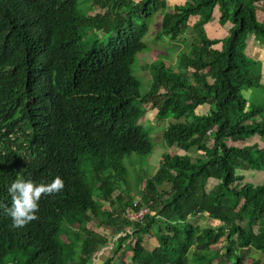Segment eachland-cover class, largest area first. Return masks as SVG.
Instances as JSON below:
<instances>
[{"label":"trees","instance_id":"16d2710c","mask_svg":"<svg viewBox=\"0 0 264 264\" xmlns=\"http://www.w3.org/2000/svg\"><path fill=\"white\" fill-rule=\"evenodd\" d=\"M89 6L82 15L79 0H0V204L10 205L7 189L18 177L64 181L23 228H12L0 209V264H124L128 256L131 264H240L242 252L264 256V181L253 185L237 174L264 173V148L228 146L233 139L264 144L262 109L242 94L262 86L246 48L250 37L264 44V0ZM216 11L228 28L224 40L205 30ZM157 13L158 39L193 34L197 42L185 45L175 68L150 65L151 86L142 94L132 67ZM142 105L170 121L162 141L175 152L164 153L156 174L144 179L141 201L118 195L123 214L146 210L144 219L126 218L115 229L124 237L103 238L88 225L101 218L117 225L101 203L113 204L117 183L126 181L124 160L155 150L140 125L148 110ZM86 157L96 160L94 187L82 170ZM211 180L217 185L208 192ZM202 217L217 227L194 225ZM66 227L72 231L64 243Z\"/></svg>","mask_w":264,"mask_h":264},{"label":"rangeland","instance_id":"374dc122","mask_svg":"<svg viewBox=\"0 0 264 264\" xmlns=\"http://www.w3.org/2000/svg\"><path fill=\"white\" fill-rule=\"evenodd\" d=\"M170 4H177V5H183L184 0H169ZM90 0H79V10L82 13V15H86L89 6ZM220 18L219 13H217L215 17V21L212 23L214 27L208 28V32L210 35L208 36L210 39L215 40H222L224 37L227 36L228 32L227 29L222 28L220 25H218V21ZM258 20H262V15L259 13ZM160 23L161 18L159 16V13H157L156 16H154L147 24L149 31L147 35L144 38V42L147 45V49L138 54L137 60L132 67L133 75L134 77L139 80L142 84L141 86V93L145 94L147 91H149L152 77L150 72V65L162 61L166 65L171 66L172 68H175L179 64V56L182 54V52L186 51L188 48H186V44H192L197 42V37H195L193 34H189L186 37L178 40L177 42H172L169 39H162L159 38L157 34L160 31ZM184 40V41H183ZM186 42V43H185ZM216 48H219V50L222 47V44H219L215 46ZM188 51V50H187ZM264 51V49H262ZM248 56H250V51L247 52ZM263 54V53H262ZM250 57H253V54H251ZM182 58V57H181ZM255 61H258L257 66V72L258 75L261 76L260 84L261 87L257 89L252 90H246L243 91V95L245 98L250 100L249 102L254 105H258L262 109V118H264V54L262 55V59H253ZM249 95H247V93ZM138 102H135V105H138ZM143 109H148L146 112V115L141 120L140 125L143 126V128L149 133L151 137L152 144L155 148L153 154H151L148 157H143L139 155H133L131 159L126 158L123 162L125 168H127V176L126 181H119L118 187L112 194V200L113 204L110 203H101L103 210L109 211L111 209L113 219L117 223V225L112 224L111 226H106L103 223V219L100 220L102 223H100L99 220L92 221L88 225L89 231L96 234L97 236L103 237V238H111L116 237V239H119L121 237H124L122 234H118L115 231V229L121 225L123 221H125L126 218L133 220V217H136L137 214L135 212L130 211V215L127 214V212H121V208L118 205V202L116 201L118 198V195L121 194L122 198L128 201L130 198L133 200L134 203H138L141 201L143 188H144V179H146L148 176H153L156 174L159 165L162 162L163 154L166 152H175L173 150H169L166 148L165 143L162 141V133L165 130L166 124L170 121H160L157 118V111L150 109L146 105L141 106ZM209 106L203 108L200 110L201 114H208ZM199 112V111H198ZM228 146L230 147H236V148H243V147H249L250 149H254L256 147H263L264 144L260 143L258 140H250V141H243L242 139H233L228 143ZM182 155V154H181ZM196 152H193V157H196ZM199 155V154H198ZM96 162L95 159H90L89 157H86L83 160L82 170L83 173L86 176V181L94 187V172H93V163ZM241 169V168H239ZM237 174L242 175L244 178V182L253 184V185H260L264 181V173L257 172V171H251L246 168H242L241 170H237ZM217 185V181L211 180L207 184V191H211L215 186ZM122 188H126V191H122ZM94 197L95 200H97L98 191L94 188ZM143 217L142 219L135 220L136 222L142 221L144 219L145 214H147L148 211H142ZM133 216V217H132ZM194 225L200 227L201 229L206 228H215L217 227V223L211 221L207 217H202L198 220L193 221ZM123 228V227H122ZM68 230H71L70 228H65L64 232L62 234V242L66 243V235H70V232ZM72 231V230H71ZM65 237V238H64ZM70 237V236H68ZM85 237L83 234H80L79 240H83ZM73 239H75L73 237ZM115 239V241H116ZM155 244H151L150 247H154ZM126 250V248H124ZM102 253V252H101ZM99 254L98 256H100ZM241 257L243 262L240 264H252L255 261H259L261 264H264V256H261L257 253H252L249 255H246L244 252L241 253ZM124 264H131L130 257L125 258ZM218 262L214 263L217 264ZM9 264H14V262L10 259Z\"/></svg>","mask_w":264,"mask_h":264},{"label":"clouds","instance_id":"9594fccd","mask_svg":"<svg viewBox=\"0 0 264 264\" xmlns=\"http://www.w3.org/2000/svg\"><path fill=\"white\" fill-rule=\"evenodd\" d=\"M63 189L64 181L60 176L54 177L49 183L39 184L31 179L18 177L7 189L11 197L10 205L0 204V209L11 219L12 228H23L38 219L36 213L42 197H54Z\"/></svg>","mask_w":264,"mask_h":264},{"label":"crops","instance_id":"0c3cea01","mask_svg":"<svg viewBox=\"0 0 264 264\" xmlns=\"http://www.w3.org/2000/svg\"><path fill=\"white\" fill-rule=\"evenodd\" d=\"M167 1V5H170V6H174V5H177V4H170L169 3V0H166ZM185 2H186V0H184V4H185ZM183 4V5H184ZM217 13H219L218 11H216L215 12V17H216V15H217ZM220 16V15H219ZM262 19H263V16H262ZM262 21V20H261ZM260 21V22H261ZM193 22L194 23H196L197 21L196 20H193ZM216 22H218V21H216ZM219 25V24H218ZM212 27H214V25L211 23V24H209V25H207L206 27H205V30H206V32H207V34H208V36L210 35V33L208 32V28H212ZM224 29H227L226 31L228 32V28H224ZM225 38H227V36L226 37H224L222 40H224ZM216 48V47H215ZM216 49H219V48H216ZM262 49H264V44H261V43H259L258 42V40H255V37H250V39H249V42H248V46H247V48H246V51L248 52V51H250V56H251V54H253V57H251V58H253V59H262V55L264 54V51H262ZM263 53V54H262ZM249 56V57H250Z\"/></svg>","mask_w":264,"mask_h":264},{"label":"built area","instance_id":"2783aa9c","mask_svg":"<svg viewBox=\"0 0 264 264\" xmlns=\"http://www.w3.org/2000/svg\"><path fill=\"white\" fill-rule=\"evenodd\" d=\"M128 215H130V212H128ZM130 217H131V215H130ZM133 217V216H132ZM142 217H143V212H140V214H138L136 217H133L135 220H138V219H142ZM133 219V220H134Z\"/></svg>","mask_w":264,"mask_h":264}]
</instances>
